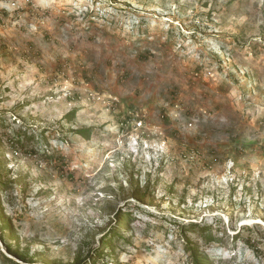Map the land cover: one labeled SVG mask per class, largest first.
Instances as JSON below:
<instances>
[{
  "label": "rangeland",
  "instance_id": "rangeland-1",
  "mask_svg": "<svg viewBox=\"0 0 264 264\" xmlns=\"http://www.w3.org/2000/svg\"><path fill=\"white\" fill-rule=\"evenodd\" d=\"M0 137V264H264V0H0Z\"/></svg>",
  "mask_w": 264,
  "mask_h": 264
},
{
  "label": "trees",
  "instance_id": "trees-1",
  "mask_svg": "<svg viewBox=\"0 0 264 264\" xmlns=\"http://www.w3.org/2000/svg\"><path fill=\"white\" fill-rule=\"evenodd\" d=\"M139 36L141 37V34H139ZM71 116H72V114L67 116V118L69 120H71L72 119ZM78 133L82 134V136H84V137H88V135L86 134L87 133L86 130L79 131ZM24 134H23V139H21V140L19 138H17L16 140H14V139L11 140V139L6 138L5 141H6V143H8L13 148H17V147L23 148L24 142H26V141L29 142L33 139H36V141H38L39 138L43 139L42 133H39V138H37L36 133H31V132L28 133L27 131H24ZM27 134H29V135H27ZM5 141L0 137V145L2 144V142H5ZM10 228H11V223L9 221H4L2 226L0 227V230H2V232H3L4 230H10ZM112 236H114V235H112ZM112 236L110 237L109 241L105 242L104 246L107 247L108 246L107 244H109V246L112 244V238H113ZM204 239L207 240L208 242L214 241V239L208 234L206 235V237H204ZM6 249L9 250L8 247H6ZM189 251H190V255H191L192 264H207V262L204 260L205 258H203L201 256L200 251L197 248V245L196 246L190 245Z\"/></svg>",
  "mask_w": 264,
  "mask_h": 264
}]
</instances>
